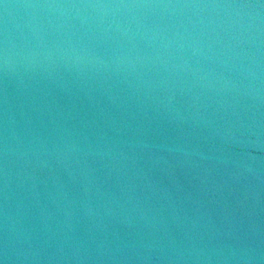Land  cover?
<instances>
[{
  "label": "water",
  "instance_id": "95a60500",
  "mask_svg": "<svg viewBox=\"0 0 264 264\" xmlns=\"http://www.w3.org/2000/svg\"><path fill=\"white\" fill-rule=\"evenodd\" d=\"M71 2L95 0H0V55L7 37L11 61L7 75L0 67V236L7 191L8 212L18 228L31 230L36 253L35 259L21 257L13 264H145L134 252L126 261L108 259L111 253L95 259V251L93 258L77 260L73 237L86 239L92 250L113 231L127 239L163 240L170 232L177 241L191 235L216 244L229 238L233 217L239 235L259 244L264 237V34L253 29L233 57L220 44L206 46L213 33L199 36L201 19L219 20L232 10H120L105 21H129L136 32L139 20L132 40L114 33L117 40L92 42L74 54L54 47L69 30L60 26V10L26 7ZM66 15L72 18L73 38L87 42L79 21L95 16L93 10L69 9ZM198 37L205 44L194 51ZM116 52L120 60L114 63ZM5 95L10 128L17 134L16 140L9 138L7 160ZM239 142L252 145L250 154ZM113 193L115 202L109 199ZM133 208L145 210L152 226ZM125 216L131 228L122 222ZM193 221L198 228L188 233ZM158 256L154 250L150 264H169Z\"/></svg>",
  "mask_w": 264,
  "mask_h": 264
},
{
  "label": "clouds",
  "instance_id": "9594fccd",
  "mask_svg": "<svg viewBox=\"0 0 264 264\" xmlns=\"http://www.w3.org/2000/svg\"><path fill=\"white\" fill-rule=\"evenodd\" d=\"M7 7V5H5ZM26 7L41 8L48 10H60L64 15L62 21V27L67 30L61 38L55 42L54 47L60 51L70 50L72 53H78L79 51H87L89 45L92 42L102 41H115L118 39L114 33H118L119 37H126L129 40L136 35V32L140 30V22L137 20L136 32L132 31L129 21L121 22L119 19H109L105 21V17L111 12L113 16L117 11L126 10L132 11L136 9H184V8H201V9H224L232 10L231 13L225 12V16L219 20L208 19L207 21L201 19L199 21L200 33L199 36L213 33L210 37L211 42L207 43V47L211 50L214 44H220L223 49L230 52L233 57L239 55L237 51L248 39V36L252 33L253 29L258 34H264V2L258 0V2H231V3H150V2H125V0H118V2H103V0H95V2H71V3H43L27 5ZM78 10L91 9L96 14L95 16H85L80 19L79 26L83 31L84 36L88 37L87 42H83L79 37L74 39V33L71 29L72 18L66 15V10ZM250 10H256L253 14ZM52 24V21H49ZM195 25V22H193ZM156 30V29H154ZM207 30V31H205ZM187 31V29H186ZM223 33V35H222ZM179 35V33H177ZM226 38V39H225ZM39 44L45 46V39L43 35L38 37ZM193 44L196 48L205 44V41L201 38L193 40ZM227 54V53H225ZM99 63L108 66L109 61L105 60L102 56L96 57ZM114 63L119 62L120 55L118 52L112 58ZM0 67H2L5 75L10 71V54L8 49V40L5 37L4 47L2 55H0ZM131 63V61H129ZM5 120H4V137H3V150L5 160H7L10 149L9 138L16 140L17 134L14 128H10V114L8 111V98L5 95ZM14 123V119H13ZM231 131V130H229ZM144 147H150L146 141H140ZM162 147L166 144H162ZM238 147L243 151H248L252 145L239 142ZM172 151V148L168 149ZM151 183V182H150ZM4 187L8 188V172L5 169L4 172ZM109 199L113 202L116 201V195L110 194ZM9 196L7 191L4 194L5 210L3 213V232L0 236V264H13L14 260H19L23 257L25 260L30 257L35 259L36 253L33 249V235L30 229L18 228V222L9 214L7 209ZM133 211H139L140 218L145 221V225L151 227L152 220H149L145 210L133 208ZM86 214H91V209H86ZM154 219V217H153ZM126 227L131 228V220L128 216H125L123 221ZM230 230L227 233L229 237L227 240H223L216 244L211 242H204L202 239L196 241L191 235L187 236L186 240L177 241V239L170 233H166V239H150L145 240L143 236H139L138 239H127L122 237L117 231L112 232V238L109 239L108 235L96 241V247L94 250L88 246L86 239L79 237H73V252L74 258L77 260H86L91 257V251L96 252L95 259L103 260L106 253L110 260L126 261L130 259L128 253L134 252L135 258L150 264L152 260V253L154 250L159 252L158 259L168 261L169 264L173 262H187L193 261L196 264H253V261H264V248L260 245H264V237H261L260 243L253 246V243L239 235V221L233 217L230 221ZM198 224L193 221L191 228L188 229V233L197 229ZM26 246V247H25ZM146 253V254H145Z\"/></svg>",
  "mask_w": 264,
  "mask_h": 264
},
{
  "label": "snow or ice",
  "instance_id": "6c2138e0",
  "mask_svg": "<svg viewBox=\"0 0 264 264\" xmlns=\"http://www.w3.org/2000/svg\"><path fill=\"white\" fill-rule=\"evenodd\" d=\"M262 2H264V0H262Z\"/></svg>",
  "mask_w": 264,
  "mask_h": 264
}]
</instances>
